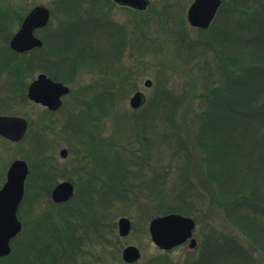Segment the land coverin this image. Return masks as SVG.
Returning <instances> with one entry per match:
<instances>
[{
	"label": "rangeland",
	"instance_id": "374dc122",
	"mask_svg": "<svg viewBox=\"0 0 264 264\" xmlns=\"http://www.w3.org/2000/svg\"><path fill=\"white\" fill-rule=\"evenodd\" d=\"M148 1L134 10L112 0H0V114L28 122L19 141L0 137V186L13 160L28 166L10 242L24 264H121L126 245L140 250L137 264L164 253L176 264H207V253L208 264H264V0H223L205 30L186 20L192 0ZM36 5L50 13L34 32L46 45L16 68L8 41ZM83 48L94 62L80 59ZM39 73L69 87L53 112L27 98ZM137 90L144 103L133 109ZM206 145L221 154L213 162ZM218 168L229 170L225 183L212 177ZM61 181L73 196L55 203ZM169 207L195 220L196 247L153 244L149 221ZM120 217L131 222L126 236ZM228 241L241 248L226 255Z\"/></svg>",
	"mask_w": 264,
	"mask_h": 264
},
{
	"label": "water",
	"instance_id": "95a60500",
	"mask_svg": "<svg viewBox=\"0 0 264 264\" xmlns=\"http://www.w3.org/2000/svg\"><path fill=\"white\" fill-rule=\"evenodd\" d=\"M119 5L136 10H144L148 0H113ZM221 0H192L186 11V20L192 27L206 29L209 27ZM49 21V10L42 6H34L23 18L20 27L11 36L8 45L16 53H26L42 46L41 39L34 35V30L45 26ZM151 81H144L149 87ZM69 87L60 81L53 80L45 73H39L27 86V98L51 111L57 110L62 103V97L68 94ZM144 103V94L137 90L129 98L133 109ZM27 119L17 115L0 114V136L10 141H19L27 130ZM67 150L60 149L59 155L65 157ZM28 175L27 163L22 159L13 160L5 174V181L0 187V258L10 254L11 240L21 230V222L17 217V208L23 198L24 182ZM74 187L69 181L58 182L50 192V198L55 203L68 201L73 196ZM195 220L189 216L175 212L156 216L149 221L150 239L160 250H171L183 243L189 248L196 247L193 237ZM131 222L126 217L117 221V231L120 236L128 235ZM141 257L140 250L134 245H126L121 249L120 258L127 264L137 262Z\"/></svg>",
	"mask_w": 264,
	"mask_h": 264
},
{
	"label": "trees",
	"instance_id": "16d2710c",
	"mask_svg": "<svg viewBox=\"0 0 264 264\" xmlns=\"http://www.w3.org/2000/svg\"><path fill=\"white\" fill-rule=\"evenodd\" d=\"M222 2H223V0H222ZM6 39H7V37H6ZM45 45H46V43L45 44H43V47L42 48H40V49H37V50H32L30 53H34V52H36V51H38V50H42L44 47H45ZM5 48H7V46H5ZM84 49V48H83ZM85 50V49H84ZM30 53H28V54H30ZM7 55H11V56H14V58H15V60L13 61L12 59H8L7 60V64L5 65V66H7L8 67V65L10 64L9 62H15V67L17 68V67H19L20 65H22V63H21V61H19V62H16L17 61V57L18 56H24L25 54H17V53H15V52H13V51H11V50H9V51H7V53H6ZM80 54H82L81 56H80V59L82 60V59H84L85 61L87 60V61H91V62H94L95 61V58L94 57H91V56H89L88 55V52L85 50L84 52H81ZM83 54H86V55H83ZM226 57V59H228V57L227 56H225ZM18 64V65H17ZM224 64H225V62H224ZM233 72H234V70H233ZM233 75H235V74H233ZM236 76V75H235ZM235 76H232L231 75V81H232V83H236V84H239V81H238V79H236V77ZM226 81V82H225ZM227 84V85H226ZM228 85H229V78H227V77H223L222 76V83L221 84H218V86H219V89H221L222 90V93H220V95H221V98L224 96V99H225V94H226V90L227 89H229L228 88ZM215 88H213L211 91V93H213L214 94V92H215ZM24 94V93H23ZM222 94H223V96H222ZM217 96V95H216ZM228 100V98H226L224 101H227ZM107 102H112V99H111V97H109V99H108V101ZM249 108V107H248ZM259 108H261V107H255V109L253 110V111H251L250 109H247L246 111H245V109L244 110H240V113H244V112H246L244 115L245 116H247V115H250V116H253L252 114H254V112H255V110H258ZM234 108L233 107H230V111H232ZM48 111V110H47ZM105 114H107V112L106 111H102V110H99L98 111V114L97 115H99V116H102V115H105ZM249 116V117H250ZM88 134V133H87ZM89 135V138H90V141H89V143H91L92 145H93V143H94V141H93V137H92V135L89 133L88 134ZM207 147H208V149H206L207 151L209 150V147H213L214 145H206ZM211 151V149L208 151V154L209 155H207V157H208V160L210 161V162H213V160H214V158L216 157V158H218L219 157V155H221V154H219V153H217L216 152V149H212V152H210ZM211 173H212V177H214V179H217V180H222V181H224V183L226 182L225 180H228L229 179V177H230V174H229V170H227V169H225V168H218V169H214V170H212L211 171ZM259 173V172H258ZM261 173H263V172H261ZM184 174V178L186 179L188 176H187V174H185V173H183ZM179 177L181 178V175H179ZM225 179V180H224ZM187 186V185H186ZM259 189V188H258ZM192 192V189H191V186H187V188L185 189V193H188V195H190V193ZM175 211H180L179 210V208H177V207H169V208H166L165 210H164V212L165 213H167V212H175ZM250 219V218H249ZM248 223H251L250 225L252 226V225H254V224H256L257 225V222H255L254 221V219H250V221L248 222ZM249 226V225H248ZM250 226V227H251ZM264 229V228H263ZM229 242V245L227 246V247H225L226 248V250H225V254L227 255V253H229L231 250H232V248L233 247H239V246H235V245H231V242L230 241H228ZM230 248H231V250H230ZM239 248H241V247H239ZM222 252V251H221ZM223 253V252H222ZM231 254H233V251H231ZM241 254H242V252H241ZM5 259H7L6 260V263L7 264H24V260L25 261H27L29 258L26 256V255H24V257L23 256H20V254H18V256H15V255H10L9 254V256L8 257H6V258H4V260ZM1 260V259H0ZM116 260H118V261H120L117 257H116ZM210 260H211V255L209 254V253H207V254H205V255H203L202 257H201V261L203 262V263H209L210 262ZM120 263L121 264H125L124 262H122V261H120ZM138 262H135V263H133V264H137ZM144 264H176V262H174V261H172V260H170L167 256H166V253H164V254H160V255H158L157 257H153V258H151V259H149V260H147ZM177 264H179V263H177ZM184 264H186V263H184ZM193 264H199L198 262L197 263H193Z\"/></svg>",
	"mask_w": 264,
	"mask_h": 264
},
{
	"label": "flooded vegetation",
	"instance_id": "af4514ba",
	"mask_svg": "<svg viewBox=\"0 0 264 264\" xmlns=\"http://www.w3.org/2000/svg\"><path fill=\"white\" fill-rule=\"evenodd\" d=\"M33 7H34V6H33ZM33 7H31V9H32ZM31 9H29V10L27 11V13H28ZM27 13H25V15H26ZM25 15L22 17L21 22H22L23 18L25 17ZM49 17H50V13H49ZM21 22H20V24H21ZM48 22H49V21H48ZM20 24H19V27H20ZM47 24H48V23H47ZM47 24H46V25H47ZM46 25H45V26H46ZM45 26H43V27H41V28H44ZM41 28H37V29H41ZM37 29H35L34 32H35ZM34 35H35V34H34ZM39 39H40V38H39Z\"/></svg>",
	"mask_w": 264,
	"mask_h": 264
}]
</instances>
